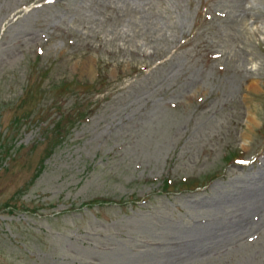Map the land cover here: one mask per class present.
Wrapping results in <instances>:
<instances>
[{
    "label": "rangeland",
    "instance_id": "1",
    "mask_svg": "<svg viewBox=\"0 0 264 264\" xmlns=\"http://www.w3.org/2000/svg\"><path fill=\"white\" fill-rule=\"evenodd\" d=\"M0 264H264V0H0Z\"/></svg>",
    "mask_w": 264,
    "mask_h": 264
},
{
    "label": "bare ground",
    "instance_id": "2",
    "mask_svg": "<svg viewBox=\"0 0 264 264\" xmlns=\"http://www.w3.org/2000/svg\"><path fill=\"white\" fill-rule=\"evenodd\" d=\"M90 70V66L88 65L87 67H86V71H89Z\"/></svg>",
    "mask_w": 264,
    "mask_h": 264
}]
</instances>
